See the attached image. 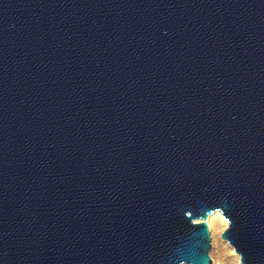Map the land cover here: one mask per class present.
Here are the masks:
<instances>
[{"label": "water", "instance_id": "1", "mask_svg": "<svg viewBox=\"0 0 264 264\" xmlns=\"http://www.w3.org/2000/svg\"><path fill=\"white\" fill-rule=\"evenodd\" d=\"M264 264V0H0V264Z\"/></svg>", "mask_w": 264, "mask_h": 264}, {"label": "rangeland", "instance_id": "2", "mask_svg": "<svg viewBox=\"0 0 264 264\" xmlns=\"http://www.w3.org/2000/svg\"><path fill=\"white\" fill-rule=\"evenodd\" d=\"M221 212V211H220ZM217 213V212H215ZM221 214H223L221 212ZM225 218V216H223ZM227 224L223 221H215L211 228V256L213 259V264H242L241 256L235 250V248L223 238L224 231L229 226V221Z\"/></svg>", "mask_w": 264, "mask_h": 264}, {"label": "bare ground", "instance_id": "3", "mask_svg": "<svg viewBox=\"0 0 264 264\" xmlns=\"http://www.w3.org/2000/svg\"><path fill=\"white\" fill-rule=\"evenodd\" d=\"M223 216H224V215L221 214L220 211H217V213H214L213 215L210 216V218H209V224L212 226V224H213L215 221H217V220H219V221H223V222H225V223L227 224L228 222L226 221V218H224Z\"/></svg>", "mask_w": 264, "mask_h": 264}]
</instances>
